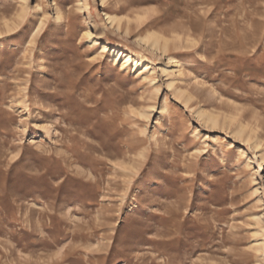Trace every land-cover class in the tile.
Here are the masks:
<instances>
[{
    "label": "rangeland",
    "instance_id": "1",
    "mask_svg": "<svg viewBox=\"0 0 264 264\" xmlns=\"http://www.w3.org/2000/svg\"><path fill=\"white\" fill-rule=\"evenodd\" d=\"M263 152L264 0H0V264H264Z\"/></svg>",
    "mask_w": 264,
    "mask_h": 264
},
{
    "label": "bare ground",
    "instance_id": "2",
    "mask_svg": "<svg viewBox=\"0 0 264 264\" xmlns=\"http://www.w3.org/2000/svg\"><path fill=\"white\" fill-rule=\"evenodd\" d=\"M102 1L105 2L106 0H102ZM88 2H89V0H86L87 4H88ZM82 4H84V3H82ZM106 15H107V20H108L107 23L110 24V27H113L118 32H121V22L122 21H118L119 19L116 17L117 15L114 16L112 14H109L108 12L106 13ZM117 21L120 22V23H118ZM162 38H163V36H161L160 34L154 33V34H151L147 38H139L138 42H139V44L141 46H143V48L145 50H148L150 52H154L155 50H159L160 48L161 49L163 48V51H165L167 49V47H168V42L166 40L163 42ZM103 49L106 51V50L111 49V48H109V44H105L103 46ZM111 50L113 52L118 53L119 56H122L124 58V64H126V65H128L131 60L135 61V65H141L143 63V60H144V56L143 55H137L135 53L133 54V51L125 52V51H123L121 49L120 50L111 49ZM142 66L146 67V68H150V64H142ZM167 69H168V67H165V71H167ZM174 71H175V69H173V73H175ZM176 72L181 73V68H178L176 70ZM187 100H189V98ZM198 114L200 116L206 118L207 121H209V122L215 123L217 121L216 116L212 112H208L206 110L200 109L198 111ZM258 146H259V143H257V147ZM261 156H262V158L264 160V152L262 153Z\"/></svg>",
    "mask_w": 264,
    "mask_h": 264
}]
</instances>
